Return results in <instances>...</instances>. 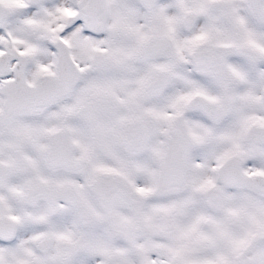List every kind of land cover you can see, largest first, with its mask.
Here are the masks:
<instances>
[{
    "label": "snow or ice",
    "instance_id": "6c2138e0",
    "mask_svg": "<svg viewBox=\"0 0 264 264\" xmlns=\"http://www.w3.org/2000/svg\"><path fill=\"white\" fill-rule=\"evenodd\" d=\"M0 264H264V0H0Z\"/></svg>",
    "mask_w": 264,
    "mask_h": 264
}]
</instances>
